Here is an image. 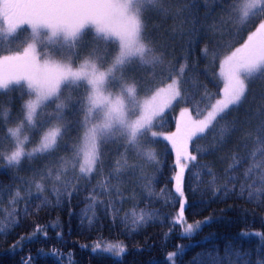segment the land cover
<instances>
[{
	"label": "snow or ice",
	"instance_id": "obj_1",
	"mask_svg": "<svg viewBox=\"0 0 264 264\" xmlns=\"http://www.w3.org/2000/svg\"><path fill=\"white\" fill-rule=\"evenodd\" d=\"M202 7L204 12L201 14ZM154 16L176 20L178 23L169 30L171 39H179L187 45L186 48L181 45L180 56L174 62L170 61L167 69L164 67L169 55L165 50L167 46L160 45L150 30V26L156 27L151 24ZM0 21L4 25L0 27L3 36L0 51L4 50V45L11 46L13 40L18 39L23 26L30 29L29 40L22 49L0 55V96H7L8 105L4 107V102H0L3 107L0 130H4L0 137V159L5 162L0 167L20 169L27 163L36 175L53 181L50 190L57 203L61 200L70 202L74 195L87 191L85 199L88 203L82 210L81 221L87 220L92 225L98 219L96 209L99 205L104 206L105 214L111 210L113 220L119 213L115 205L122 204L124 197L111 180L120 181L126 170L135 174L137 166L129 165L127 150L135 149L145 162L158 164L156 150L143 148L142 140L154 143L162 138L175 154L173 167L176 171L172 179L179 203V210L170 221L173 229L169 234L180 226V238L192 239L213 222L212 217H206L188 223L185 217L188 201L184 178L186 170L192 168H200L211 177L205 190L210 189L214 196L236 193L239 184L241 198L247 193L249 202L264 203V168L261 167L264 162H257L258 156H264V113L258 114L260 119L255 135L245 133V141L251 139L254 147L249 150L245 142V154L232 155V163L224 169L225 183L217 187L219 177L207 165L198 162V155L217 151L218 146H223L234 133L242 130L238 120L229 121L228 117L233 109L246 101L249 84L264 78V0H0ZM209 33L218 38L209 40L199 51L200 59L207 60L212 68L219 61L223 87L216 92L208 90L207 85L198 80L199 61L191 59L200 40ZM237 43L239 46L234 47ZM158 67L159 74L156 72ZM141 69L150 70L151 80L146 82L143 76L137 75ZM203 74L208 76V67ZM157 77L160 85L154 86ZM81 88L83 94H79ZM201 88L203 92H200ZM149 91L150 95L141 96ZM197 95L199 100L194 101ZM17 101L19 119L15 126H8L12 107ZM181 102L192 103L193 109H181L176 130L167 134L154 131L157 118L174 103ZM50 105L52 111L46 112ZM69 115L73 118L68 119ZM74 132L77 135L72 155L58 156L62 148L69 147L65 137L73 139ZM209 134H214V142L207 147L200 145L199 141ZM4 141L10 142L6 150ZM117 141L122 142L118 147L123 146L125 154L94 187L89 189L87 185H81L79 179L91 184L93 176L103 173L107 146ZM33 143L35 146L29 148L28 145ZM53 156L57 158L58 167H35V161ZM249 160L252 163L244 171L241 182L234 173ZM193 175L200 177L199 172ZM23 182L34 185L35 198L41 201L38 207L47 206L48 199L40 195L45 191L44 183L36 179ZM150 184L149 181L144 187L150 188ZM4 190L0 187V193ZM164 191L161 189V195ZM97 192L105 195L115 192L118 198L99 200L95 195ZM28 198L30 204V191ZM21 199L24 197L17 188L9 205L17 204ZM29 204L7 213V223L0 221V233L15 228L19 223V212L27 215ZM136 207L134 204L123 217V222L132 230L157 216V213L143 209L137 212ZM51 227L55 229L58 225ZM40 232L42 229L37 226L30 236L21 237L13 249L19 247L22 250V242L33 240ZM43 235L47 238V232ZM242 235L264 240V233L259 231ZM61 236L57 233L58 238ZM211 238V235L205 237V242ZM198 246V243L176 245L175 251L167 253L166 261L175 264L178 257L182 258L190 248ZM92 250L117 256L127 251L124 245L113 243L106 244L103 249L96 244ZM51 255H58V250L53 249ZM250 256V251L240 252L229 244L225 246L224 257L214 246L196 253L189 264H251L245 259ZM32 260L31 256L24 257L21 264H32ZM256 264H264V261L257 260Z\"/></svg>",
	"mask_w": 264,
	"mask_h": 264
},
{
	"label": "trees",
	"instance_id": "obj_2",
	"mask_svg": "<svg viewBox=\"0 0 264 264\" xmlns=\"http://www.w3.org/2000/svg\"><path fill=\"white\" fill-rule=\"evenodd\" d=\"M200 11L202 14L204 8L202 7ZM217 13H219V9H217ZM211 22L210 20L209 23ZM217 38L218 36L213 37L211 33L204 36L191 57L192 60L199 61L198 80L206 84L208 90L212 92L222 88L221 79L218 77V63L215 68L209 66L207 60L200 59L199 50L209 40ZM242 42L241 40L240 43ZM175 43L178 48L176 54V58H178L181 54V45L183 44L184 48L187 45L179 39ZM235 46H239V43ZM206 67H208L207 77L203 74ZM191 90L189 88V91ZM200 92H203L202 88ZM193 100L198 101L199 96H195ZM186 107L192 111L193 104L177 103L173 109L166 112L155 129L165 134L174 132L176 122L180 119V111ZM260 113H264V90L259 93L255 91L242 106L233 109L230 113L229 121L238 120L241 131L234 133L223 146H218L217 151L208 155H198L199 164L207 165L219 177L217 187L227 180L224 169L232 163V155L234 153L244 155L246 150L243 144L245 142H247L249 150L254 147L251 139L245 141V133L252 132L253 136L255 135L254 130L259 123L258 114ZM193 115L195 114L193 113ZM213 135L209 134L205 139L199 141L200 145L204 147L211 145L214 142ZM158 159L160 161L158 164H151L142 159L135 160L130 157L129 165L137 166L134 170L135 174L126 170L120 181L111 180V184L117 185L121 189L124 197L122 204L115 205L119 209L118 215L113 220L111 210H109V214H105L104 206L99 205L96 209L98 219L92 225H89L87 220H84L83 223L81 221L82 210L88 203L85 199L88 195L87 191L82 190L79 195H74L70 202L61 200L60 203H57L50 190L53 185V181L50 180L44 184H49V186L45 187L43 193H40L48 199V204L38 207L41 201L35 198L37 190L34 189V185L30 186L23 182V180L35 179L32 177L34 174L14 176L11 173V168H1L0 187L5 190L0 193V209L3 210L0 211V221L7 223L8 212L13 208L21 210L25 204H29V191L32 193V198L27 215L22 211L19 212L18 225L11 231L0 233V264H21L22 259L27 256L33 258L32 264H169L166 261V255L175 251L176 245L197 243L198 247L190 248L182 258L176 259L175 264H189L196 253L213 249L214 246L219 248L220 256L224 257L225 246L229 244L240 252L250 251L251 256L245 257V259H249L251 264H256L257 260L264 261V240L259 237L242 235L257 231L264 233V203L249 202L246 198L247 193H245V198H241L238 195L239 184L236 185V193L226 197L222 194L214 196L210 189L205 190L208 189L206 182L211 177L200 168H192L191 171L186 170L185 172L184 191L188 201L185 207V217L188 223L204 220L206 217H212L213 222L204 226L203 230L199 231L192 239L180 238V226H176L169 234V230L173 229L170 221L179 210V203L174 193L175 181L172 179L175 174L173 167L175 155L171 151L170 144L162 138L159 140ZM257 162H264V156H258ZM251 163V160L245 162L234 173L241 182L244 180V171ZM112 167L113 165L109 166L103 176L92 177L91 184L83 179H79V182L91 189L98 181L107 176ZM261 167L264 168V163H261ZM197 172L200 173L199 179L193 175ZM14 177H21L23 180ZM149 181L151 182L150 188H145L144 185ZM9 186H11L10 190H8ZM57 187H61V185H57ZM229 187L232 185L230 184ZM17 188L21 190L24 199L10 206L9 201ZM161 189L165 190L163 195H161ZM192 189L196 190L192 191ZM149 192L152 195H149ZM95 195L99 200H116L118 198L115 192L107 195L97 192ZM134 204L137 206V212L141 209L146 212H154L157 213L156 218L146 225L132 230L130 225L126 226L123 222V217ZM53 224L58 227L53 229L51 227ZM37 226L42 229V232L31 241L24 240L22 250L19 247L13 249V245L17 244L21 237L30 236ZM44 232H47V238L44 237ZM57 233L62 234L61 238L57 237ZM210 235L212 238L205 242V237ZM107 242H118L124 245L127 250L126 254L117 256L106 252H93L92 249L96 244ZM258 248L259 252H257ZM41 249L43 252H40ZM53 249L58 250V255H51ZM232 259L235 261L236 258L233 256Z\"/></svg>",
	"mask_w": 264,
	"mask_h": 264
},
{
	"label": "rangeland",
	"instance_id": "obj_3",
	"mask_svg": "<svg viewBox=\"0 0 264 264\" xmlns=\"http://www.w3.org/2000/svg\"><path fill=\"white\" fill-rule=\"evenodd\" d=\"M178 22L176 20H173V19H167L165 20L162 16H154L153 19H152V22L151 24L156 26L154 28H152L150 26V30L153 31V36L154 38L159 42L160 45H166V51L169 53L168 56H166L165 58V69L169 68L170 67V64L169 62L172 61L174 62L175 58H176V54H177V45L175 43L174 40L171 39V32L169 31L173 26H175ZM3 23L2 21H0V27H3ZM29 31L30 29L27 28V26H23L21 30H19V36H18V39H15L13 40V43L11 44V46L9 45H4V50L3 51H0V55H7V54H10V52H13V51H16V50H20L22 49V47L24 46V43L27 42L29 40ZM3 39V36L2 34H0V40ZM41 53L43 54V49H40ZM222 58V57H221ZM218 63V67H217V70H218V77H219V61H217ZM178 66V65H177ZM149 71L150 70H146V69H141L138 71L137 75H140V76H143L144 80L147 82L149 80H151V77L149 75ZM156 72L159 74L160 72V68L158 67L156 69ZM221 79V82H222V87H223V81H222V78ZM160 85V80H159V77H157L156 81H155V84L154 86H159ZM264 90V78H259V79H256L254 81H252L250 84H249V92L247 93V98L251 97L255 91L257 93L261 92ZM84 93V89L81 88L79 90V94H83ZM67 94V93H66ZM11 95L15 96L17 95L16 93H12ZM145 95H150V91L149 92H143L141 93V96H145ZM0 102H4V107H7V96H0ZM177 103H174V105L172 107H170L169 109H166V111H170ZM52 108L53 106L50 105L47 109H45V111H52ZM18 109H19V101H17V103L12 107V119L9 121V124L8 126H15V123L18 121L19 119V112H18ZM3 111V107H0V112ZM164 112V113H165ZM164 113L161 115V117L164 115ZM157 118V120L155 121V124H157L158 120L161 118ZM68 119H72L73 117L71 115H69L67 117ZM179 118H180V115H179ZM154 131H157L154 127L153 129ZM158 132H161V131H158ZM4 135V130H0V137ZM76 133H72V137L73 139L71 140H68L67 137H65V140L68 141V145L69 147L67 149H61L58 153V156H64V157H68V156H71L72 155V145L76 143ZM161 138H158L156 140V142H150V141H147V140H142V147L143 148H153L156 150L157 154L159 153V140ZM4 150H6L9 146V141H4ZM118 145H122V142L121 141H117L115 143H112V144H109L107 146V149H106V155H105V166H104V171L102 174H99V175H95L93 177H101L104 175L105 173V170L113 165L114 166V163L116 160L120 159L121 156L123 154H125V148L123 146H119ZM35 146V144H29L28 147L31 148ZM134 154V155H132ZM127 159H128V162L130 160V157H133L135 160L137 159H142V157L138 156L136 154V151L135 149H128L127 150ZM175 155V154H174ZM143 160V159H142ZM4 161L2 159H0V166L4 165ZM58 162H57V158L56 156H53V157H49L48 159L46 160H37L35 161V167L37 169H44L45 167H49V168H56L58 167ZM1 168H4V167H0ZM11 173L14 175V176H18V175H25V176H28V175H31V174H34L32 177H34L36 180H40L42 183L46 184V182H50V180L44 178L42 179V177L40 175H36L27 165V163H25L24 167L23 168H20V169H16V168H11ZM176 171V169H175ZM71 174V173H70ZM79 179V178H78ZM31 180H33V178H31ZM30 180V181H31ZM35 189V187H34ZM36 190V189H35ZM108 243H113V244H120L118 242H107V243H103V244H100L101 246V249H103L106 244ZM99 252H103L101 250H97ZM110 254H115V253H110Z\"/></svg>",
	"mask_w": 264,
	"mask_h": 264
},
{
	"label": "bare ground",
	"instance_id": "obj_4",
	"mask_svg": "<svg viewBox=\"0 0 264 264\" xmlns=\"http://www.w3.org/2000/svg\"><path fill=\"white\" fill-rule=\"evenodd\" d=\"M48 186H49V184L45 185V187H48Z\"/></svg>",
	"mask_w": 264,
	"mask_h": 264
}]
</instances>
